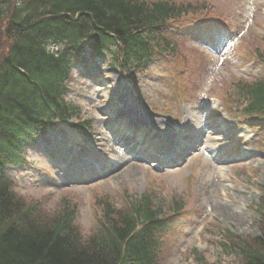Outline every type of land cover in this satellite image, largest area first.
<instances>
[{
	"label": "rangeland",
	"instance_id": "rangeland-1",
	"mask_svg": "<svg viewBox=\"0 0 264 264\" xmlns=\"http://www.w3.org/2000/svg\"><path fill=\"white\" fill-rule=\"evenodd\" d=\"M168 1L191 4L193 10L160 31L163 44L162 36L171 41L166 54L157 53L138 76L131 71L137 82L109 66L110 55L100 65L85 64L86 75L76 70L67 100L80 106L79 113L27 149L29 162L9 166L8 174L16 178L14 190L25 202L39 203L49 212L75 205L85 236L96 227L101 201L119 208L148 192L173 213L166 215L160 234L158 264H236L234 258L217 256L221 230L261 235L262 217L255 208L257 187L264 183V119L238 112L233 88L240 80L264 76L257 58L264 53V0ZM216 38L234 39L227 53L216 51ZM116 116L131 123L142 118L153 129L147 134L157 141L155 149L175 133L201 142L180 165L156 171L150 162L132 159L123 138L108 130H117ZM81 121L90 122L88 136L69 127ZM65 140L85 145V154L93 158L101 154L99 159L114 170L93 181L74 179L67 161L75 159L78 149L74 152ZM174 201L183 203L178 213ZM198 252L204 259L198 260Z\"/></svg>",
	"mask_w": 264,
	"mask_h": 264
},
{
	"label": "trees",
	"instance_id": "trees-1",
	"mask_svg": "<svg viewBox=\"0 0 264 264\" xmlns=\"http://www.w3.org/2000/svg\"><path fill=\"white\" fill-rule=\"evenodd\" d=\"M192 10L168 0H0V264H158L163 200L147 192L119 208L101 201L85 236L75 205L49 212L18 197L7 165L24 161L22 143L38 130L77 115L65 98L81 51L110 54L123 71L144 69L164 25ZM238 85L244 111L264 115V79ZM260 189L261 235L227 231L221 243L236 264H264V184ZM182 205L174 201L173 211Z\"/></svg>",
	"mask_w": 264,
	"mask_h": 264
},
{
	"label": "bare ground",
	"instance_id": "bare-ground-1",
	"mask_svg": "<svg viewBox=\"0 0 264 264\" xmlns=\"http://www.w3.org/2000/svg\"><path fill=\"white\" fill-rule=\"evenodd\" d=\"M137 121H135L136 123H134V124H137V123H143V121H142V118H139V117H137Z\"/></svg>",
	"mask_w": 264,
	"mask_h": 264
}]
</instances>
